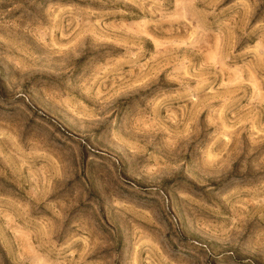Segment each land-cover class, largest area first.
<instances>
[{
	"label": "rangeland",
	"instance_id": "374dc122",
	"mask_svg": "<svg viewBox=\"0 0 264 264\" xmlns=\"http://www.w3.org/2000/svg\"><path fill=\"white\" fill-rule=\"evenodd\" d=\"M0 264H264V0H0Z\"/></svg>",
	"mask_w": 264,
	"mask_h": 264
}]
</instances>
